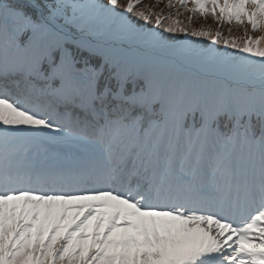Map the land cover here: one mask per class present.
Here are the masks:
<instances>
[{
	"label": "snow or ice",
	"instance_id": "obj_1",
	"mask_svg": "<svg viewBox=\"0 0 264 264\" xmlns=\"http://www.w3.org/2000/svg\"><path fill=\"white\" fill-rule=\"evenodd\" d=\"M256 32L264 0H0V264H264Z\"/></svg>",
	"mask_w": 264,
	"mask_h": 264
},
{
	"label": "rangeland",
	"instance_id": "obj_2",
	"mask_svg": "<svg viewBox=\"0 0 264 264\" xmlns=\"http://www.w3.org/2000/svg\"><path fill=\"white\" fill-rule=\"evenodd\" d=\"M239 32H240V33H242V32H243V29H242V28H241V29H239Z\"/></svg>",
	"mask_w": 264,
	"mask_h": 264
}]
</instances>
